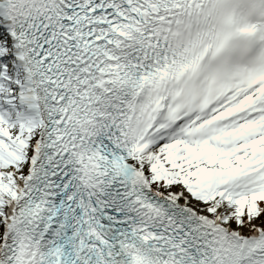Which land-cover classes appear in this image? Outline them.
Instances as JSON below:
<instances>
[{
  "label": "snow or ice",
  "instance_id": "1",
  "mask_svg": "<svg viewBox=\"0 0 264 264\" xmlns=\"http://www.w3.org/2000/svg\"><path fill=\"white\" fill-rule=\"evenodd\" d=\"M0 264H264V0H0Z\"/></svg>",
  "mask_w": 264,
  "mask_h": 264
}]
</instances>
